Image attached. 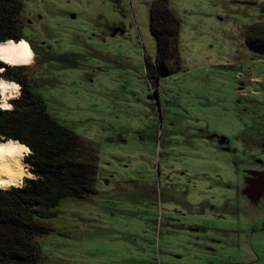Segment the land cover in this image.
I'll return each instance as SVG.
<instances>
[{
  "label": "rangeland",
  "instance_id": "obj_1",
  "mask_svg": "<svg viewBox=\"0 0 264 264\" xmlns=\"http://www.w3.org/2000/svg\"><path fill=\"white\" fill-rule=\"evenodd\" d=\"M157 0H19L26 67L49 116L96 157V193L65 197L41 264H264V0H162L179 71L156 87ZM155 87L156 94L153 89Z\"/></svg>",
  "mask_w": 264,
  "mask_h": 264
},
{
  "label": "trees",
  "instance_id": "obj_2",
  "mask_svg": "<svg viewBox=\"0 0 264 264\" xmlns=\"http://www.w3.org/2000/svg\"><path fill=\"white\" fill-rule=\"evenodd\" d=\"M21 27L19 0H0V41L20 40ZM178 29V19L165 2L155 1L149 9L155 56L152 61L144 60L145 75L155 87L162 76L180 69ZM244 41L249 49L264 53V26L248 30ZM39 58L43 63L59 64L69 59V52ZM0 67L6 65L0 63ZM4 75L23 86V95L9 101L15 105L14 111L0 112V135L32 149L34 154L24 163L39 179H25L24 187L0 190V264H41L35 237L50 231L44 220L54 214L62 198L96 193L97 156L80 137L49 116L45 100L31 88L26 67L9 68Z\"/></svg>",
  "mask_w": 264,
  "mask_h": 264
},
{
  "label": "clouds",
  "instance_id": "obj_3",
  "mask_svg": "<svg viewBox=\"0 0 264 264\" xmlns=\"http://www.w3.org/2000/svg\"><path fill=\"white\" fill-rule=\"evenodd\" d=\"M37 53L31 44L21 38L19 41L5 39L0 42V112H12L15 105L12 100H19L23 95V86L12 77L4 74L9 68L31 67L36 63ZM32 149L19 140L0 135V190L12 187H24V180H37L39 177L30 171V165L24 163L26 157L32 156Z\"/></svg>",
  "mask_w": 264,
  "mask_h": 264
},
{
  "label": "flooded vegetation",
  "instance_id": "obj_4",
  "mask_svg": "<svg viewBox=\"0 0 264 264\" xmlns=\"http://www.w3.org/2000/svg\"><path fill=\"white\" fill-rule=\"evenodd\" d=\"M36 61H37L38 63L41 62V64H43V62L40 61V58H39L38 54H37V60H36ZM51 62H53V61H51Z\"/></svg>",
  "mask_w": 264,
  "mask_h": 264
},
{
  "label": "bare ground",
  "instance_id": "obj_5",
  "mask_svg": "<svg viewBox=\"0 0 264 264\" xmlns=\"http://www.w3.org/2000/svg\"><path fill=\"white\" fill-rule=\"evenodd\" d=\"M16 41V40H15ZM17 41H19V40H17ZM0 42H3V41H0Z\"/></svg>",
  "mask_w": 264,
  "mask_h": 264
}]
</instances>
